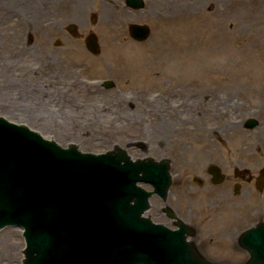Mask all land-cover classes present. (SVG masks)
<instances>
[{
  "label": "rangeland",
  "instance_id": "1",
  "mask_svg": "<svg viewBox=\"0 0 264 264\" xmlns=\"http://www.w3.org/2000/svg\"><path fill=\"white\" fill-rule=\"evenodd\" d=\"M90 3L0 0V114L62 146L75 143L81 151L98 153L118 145L133 159L167 158L169 191L181 180L187 182L193 213L203 215L210 195L214 205L219 201L212 217L200 226L197 222V227L233 235L234 241L219 238L212 243L214 247L205 250L207 256L243 264L248 253L236 237L264 220V186L259 190L254 184L264 166V0H144L140 8L113 0L103 15ZM123 11L132 17L116 36V28L109 26L113 21L101 18ZM69 22L76 24V35L66 31ZM132 22L148 25L147 38L135 40L129 35L126 27ZM90 31L98 38L97 54L84 44ZM112 50L114 55L108 58ZM120 50L150 59L156 76L143 82L124 79L116 68ZM104 79L114 85L102 86ZM202 87L215 97L216 105L203 118L188 122L189 130L180 131L177 123L158 114L157 108L174 107L180 116L186 110L190 117L196 115L194 105H200ZM123 95L129 96L126 104L120 103ZM187 101L194 103L189 109ZM112 108L118 113L114 124L131 122L132 131L138 133L107 142L91 138L89 134L101 133L107 125ZM248 117L258 124L241 125ZM71 118L82 128L79 134L70 133ZM204 125L213 127L207 142L200 138ZM209 163L222 168V182H210L205 169ZM234 167L244 170L242 178L235 176ZM248 174L253 177L250 181L244 177ZM236 181L241 184L237 194ZM23 239L17 225L0 228V264H22ZM230 242L234 251L226 250Z\"/></svg>",
  "mask_w": 264,
  "mask_h": 264
},
{
  "label": "water",
  "instance_id": "2",
  "mask_svg": "<svg viewBox=\"0 0 264 264\" xmlns=\"http://www.w3.org/2000/svg\"><path fill=\"white\" fill-rule=\"evenodd\" d=\"M125 2L143 5V0ZM127 28L137 40L149 34L146 24L129 23ZM67 29L77 32L74 23ZM84 40L88 50L99 52L94 32ZM256 124V118L248 117L242 125ZM208 172L213 182L223 180L217 165L210 164ZM259 172L255 187L261 189L264 167ZM137 181L151 182L154 189ZM170 183L167 158L132 159L121 147L86 153L0 115V228H23L22 264H226L198 252L185 238V232L193 231L184 222L170 230L142 215L149 195L165 197ZM238 244L249 254L244 264H264V221L243 230Z\"/></svg>",
  "mask_w": 264,
  "mask_h": 264
},
{
  "label": "bare ground",
  "instance_id": "3",
  "mask_svg": "<svg viewBox=\"0 0 264 264\" xmlns=\"http://www.w3.org/2000/svg\"><path fill=\"white\" fill-rule=\"evenodd\" d=\"M91 3L90 7H95L97 9H99V12L101 10V14L103 13L102 10L105 8H109L111 7V5L113 4V0H89ZM109 6V7H108ZM110 12V11H109ZM104 14V13H103ZM102 14V15H103ZM109 14V13H108ZM133 16H137V15H133ZM129 17H132L131 15H129L127 13V11H123L121 15L118 14V16H113L112 14L106 15L105 18H101L103 22L105 23H112V25L110 24L109 26H111V28H116L115 29V34L116 36H120L122 33L121 30V24L124 23L125 21H127L129 19ZM120 44V43H119ZM109 57L111 58L114 55V51H110L108 53ZM119 57L121 58V61H119L116 64V68L119 70L120 72V76L124 77V79H126L129 82H143L145 81V79H152L153 77L156 76V73L154 71V63L150 60L144 57V55H140L137 53H127L124 52L123 50H120L119 52ZM154 67V68H153ZM174 88V86L172 87ZM199 93L201 94V99H199L200 101V105L199 106H195L194 108V112L196 115L192 114V117H190L188 114L190 113L189 111L186 110V112H184V115L181 114V116L178 114V112H175L176 108L174 107H169L170 109H166L165 107L163 108H157V111L159 115L163 114V115H167L166 117L164 116L163 120L164 121H172L173 124L177 123V129H179L181 131V129H190L189 125H187V123H194L196 121H198L199 118H203L204 116L207 115L208 110L210 108L211 105H216V102L214 101L215 97H212L210 95H208L207 90L204 89L203 87L201 88V90L199 91ZM127 99H129L128 95H123L121 96L120 103H127ZM194 103L191 101H187L185 105H187V109L191 108V106ZM182 105V104H181ZM185 107V106H184ZM212 107V106H211ZM179 109V108H178ZM220 113L223 114V111L220 110ZM110 120L107 121V125L104 127V129L101 131L96 130L94 132H92L91 134H89V136L91 138H95L97 140L100 141H111L113 139L116 138H122L124 136V138H128V137H132L135 136L136 133H138V131H132L135 128L131 127V122L130 123H120V124H114V122H116L115 118L116 116H118L117 111L115 110V108H112L110 110ZM190 117V118H189ZM71 127L70 128V133L71 134H79L80 130L82 129L80 127L79 124L74 123V120L71 118L70 123ZM213 132V127H208V126H203V131L201 133L200 138L202 139L203 142H207L209 141V135H211ZM215 132V131H214ZM220 135V139H221ZM190 189H186L185 190V194L183 193V190H181L180 187L176 188L173 190V193L171 194L173 197V201L176 203H181L184 205L185 210L188 213L192 212L191 206H192V199L193 196L190 194ZM187 198H190V203L186 200H188ZM219 201L216 202V204ZM160 204V203H159ZM209 204V203H208ZM215 204V205H216ZM219 204V203H218ZM215 205H208L209 208L206 209V207L202 208L201 212H203V215L200 216V214L197 213V211L195 213H191L189 214H185L188 218H192L193 220L197 221L199 223V226L202 225L204 222H206L207 219L211 218V214H214V207ZM213 206V208H211ZM222 207V206H221ZM206 209V210H205ZM185 213V212H184ZM208 227V226H207ZM202 235H204L205 239L209 240V238L213 237V240H211V242L209 243H217V240L219 238L223 239V240H228V236L229 233L227 232H223L220 233L217 232H213L210 229L207 228H203L201 229ZM6 230L1 231V233H5ZM226 246V245H225ZM220 247V248H219ZM227 247V246H226ZM219 249H222L223 246L219 245L218 246ZM224 249V248H223ZM227 251H234L233 246L231 245L228 249H226Z\"/></svg>",
  "mask_w": 264,
  "mask_h": 264
},
{
  "label": "flooded vegetation",
  "instance_id": "4",
  "mask_svg": "<svg viewBox=\"0 0 264 264\" xmlns=\"http://www.w3.org/2000/svg\"><path fill=\"white\" fill-rule=\"evenodd\" d=\"M233 172H234V168H233ZM243 172L244 171H240V175H238L239 178H242L243 176ZM245 179L247 181H250L252 180V175L251 174H248L246 176H244ZM256 177V176H255ZM254 181H255V178H254ZM236 182H239V181H236ZM234 182V184L236 183ZM182 182V180L178 183V187L181 188V190H183V193L185 194V190L186 189H190L188 187V183H184ZM176 187V188H178ZM240 187H241V184L239 185V190H240ZM169 194L167 193V196L165 198V200H161V198L154 194L151 196V200H150V203H149V207L148 209L146 210V213L150 219L154 222H158V223H162L170 228H176V224H175V221L177 219H181L185 222H188V223H193V221L196 223L195 226H194V233L192 234V236L190 237V239L195 243L197 249L199 250L198 252H200L204 257L210 259V260H216V259H212L210 258L209 256H207L206 254V251L208 249V247H214V244H211L209 242H211V240H213V237L212 238H209V240L205 239L204 235H202V232L201 230L199 229V227H197V221L193 220L192 218H188L185 214H191V213H188L187 211H184L185 208H184V205L181 204L180 202L179 203H176L173 201V197H172V193H173V190H170L168 191ZM224 196V195H223ZM214 195H210L209 196V205H214V199H210V198H213ZM219 198V195L217 196ZM160 203V204H159ZM165 205H168L175 213L176 217L174 216H171L169 215L167 212H165L164 210V206ZM185 212V213H184ZM193 225V224H192ZM239 235V234H238ZM238 235L236 237V241H237V238H238ZM228 239H231L232 241H234V238H233V235L232 236H228ZM233 246V242H230L229 245H227V249L230 247V246ZM230 254L228 255V258ZM216 261H219V260H216ZM227 263V262H226Z\"/></svg>",
  "mask_w": 264,
  "mask_h": 264
}]
</instances>
